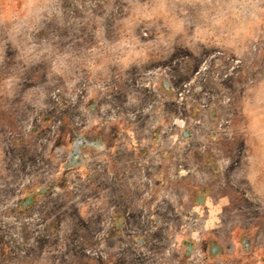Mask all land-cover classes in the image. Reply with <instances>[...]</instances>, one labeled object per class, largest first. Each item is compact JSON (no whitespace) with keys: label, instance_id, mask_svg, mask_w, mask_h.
Instances as JSON below:
<instances>
[{"label":"rangeland","instance_id":"rangeland-1","mask_svg":"<svg viewBox=\"0 0 264 264\" xmlns=\"http://www.w3.org/2000/svg\"><path fill=\"white\" fill-rule=\"evenodd\" d=\"M0 264H264V0H0Z\"/></svg>","mask_w":264,"mask_h":264}]
</instances>
